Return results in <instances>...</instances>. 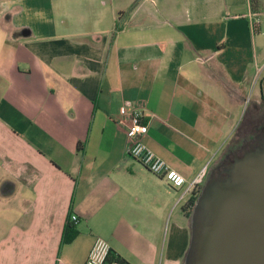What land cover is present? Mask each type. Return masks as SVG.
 I'll list each match as a JSON object with an SVG mask.
<instances>
[{
	"label": "crops",
	"instance_id": "crops-1",
	"mask_svg": "<svg viewBox=\"0 0 264 264\" xmlns=\"http://www.w3.org/2000/svg\"><path fill=\"white\" fill-rule=\"evenodd\" d=\"M249 101L264 0H0V264H84L96 237L123 264H184L186 185ZM123 105L182 187L127 154Z\"/></svg>",
	"mask_w": 264,
	"mask_h": 264
},
{
	"label": "water",
	"instance_id": "water-1",
	"mask_svg": "<svg viewBox=\"0 0 264 264\" xmlns=\"http://www.w3.org/2000/svg\"><path fill=\"white\" fill-rule=\"evenodd\" d=\"M184 264H264V130L210 168Z\"/></svg>",
	"mask_w": 264,
	"mask_h": 264
},
{
	"label": "built area",
	"instance_id": "built-area-1",
	"mask_svg": "<svg viewBox=\"0 0 264 264\" xmlns=\"http://www.w3.org/2000/svg\"><path fill=\"white\" fill-rule=\"evenodd\" d=\"M249 25L252 31H255L258 25V18L250 17ZM121 114L124 119L121 123H126V152L138 161L152 174L161 177L172 187H182L185 184L184 176L171 168L164 159L155 154L144 142L143 138L148 130V123L145 121L144 110L140 107L131 105L121 107ZM207 165L186 185L184 193L195 190L203 183L206 177ZM71 222L76 223L78 217L70 214ZM109 243L96 237L87 254L84 264H123L118 258L112 257Z\"/></svg>",
	"mask_w": 264,
	"mask_h": 264
},
{
	"label": "trees",
	"instance_id": "trees-1",
	"mask_svg": "<svg viewBox=\"0 0 264 264\" xmlns=\"http://www.w3.org/2000/svg\"><path fill=\"white\" fill-rule=\"evenodd\" d=\"M258 106H259V108L264 109V101L260 102L258 104ZM255 111L256 110H254V109H253V111H250L251 113L249 111H245L244 117L242 118L239 126H241V128H243L244 133H247V135L242 134L240 139L231 141L230 144L228 145L227 152H225V155L228 153V151L230 149L234 150V149L238 148L239 145L242 144L243 142L251 141L256 134H258L260 131H262V129L264 128V111L260 116H256L254 114ZM259 111H261V110H259ZM248 115H249V118H248ZM252 117H253V120H250ZM247 128L250 129L249 132H247L248 131ZM200 188L201 187H197L195 190H193L191 198L186 203L184 208H185L187 214H190V212L194 206V203L198 197ZM75 235H76V229H75L74 225H72V222L70 221V219L68 217V220L66 221V224L64 225L63 232H62V239H61L62 243L71 241Z\"/></svg>",
	"mask_w": 264,
	"mask_h": 264
},
{
	"label": "rangeland",
	"instance_id": "rangeland-1",
	"mask_svg": "<svg viewBox=\"0 0 264 264\" xmlns=\"http://www.w3.org/2000/svg\"><path fill=\"white\" fill-rule=\"evenodd\" d=\"M258 104L259 103L250 102V101L247 103V105L245 106L244 112L242 113V116H241V119H240V123H241L242 118L244 117L245 111H249L250 112V111H253V109H254V110H256L255 113H254L256 116H260L263 113L264 109L259 108ZM259 110H261V111H259ZM248 118H249V115H248ZM250 120H253V117ZM247 130H248L247 132L250 131L249 128H247ZM242 134H246L247 135V133H244L243 128H241V126L238 125V128L235 129V132H234L232 138L227 143V145H226V147L224 149V152L220 155V157H218V159L216 160V162L213 165H215L221 158H223L225 156V152H227V148H228V145L230 144V142L233 141V140L240 139Z\"/></svg>",
	"mask_w": 264,
	"mask_h": 264
},
{
	"label": "flooded vegetation",
	"instance_id": "flooded-vegetation-1",
	"mask_svg": "<svg viewBox=\"0 0 264 264\" xmlns=\"http://www.w3.org/2000/svg\"><path fill=\"white\" fill-rule=\"evenodd\" d=\"M263 130H264V128L262 129V131H263ZM262 131H260V132H262ZM245 142H246V141H245ZM236 149H237V148H236ZM234 150H235V149H234ZM234 150H233V149H230L226 155L231 156V153H232Z\"/></svg>",
	"mask_w": 264,
	"mask_h": 264
}]
</instances>
